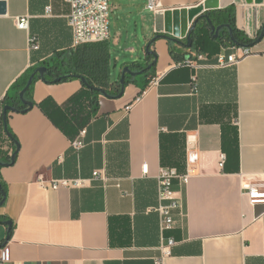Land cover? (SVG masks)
<instances>
[{
    "label": "crops",
    "instance_id": "1",
    "mask_svg": "<svg viewBox=\"0 0 264 264\" xmlns=\"http://www.w3.org/2000/svg\"><path fill=\"white\" fill-rule=\"evenodd\" d=\"M203 1L166 4L164 12ZM0 2L6 3L0 15V161L19 145L14 164L0 168V249L10 247L9 264H154L161 255L162 168L189 175L186 184L174 181L183 206L168 234L176 245L165 264H264V205H250L241 187L242 175L264 173V39L228 66L217 65L222 49L191 57L188 49L177 60L170 43L177 53L181 46L159 39L152 48L158 85L149 84L141 97L144 81L126 86L121 97L102 95L94 114L87 103L72 102L82 81L40 79L32 90L34 107L8 114L16 144L3 121L7 92L28 69L75 49L71 8L66 0ZM233 5L238 29L255 40L264 0ZM20 17H29L27 30L17 27ZM117 72L115 63L112 82ZM81 131L85 146L77 150L72 141ZM80 180L88 182L51 187ZM6 222H12L8 242Z\"/></svg>",
    "mask_w": 264,
    "mask_h": 264
},
{
    "label": "trees",
    "instance_id": "2",
    "mask_svg": "<svg viewBox=\"0 0 264 264\" xmlns=\"http://www.w3.org/2000/svg\"><path fill=\"white\" fill-rule=\"evenodd\" d=\"M217 12L220 13L217 15L216 19H212L213 24H230L234 38L242 46H238L233 43L229 30L223 31L218 38H215V34L211 33L210 26L207 22H205L203 25L198 27L192 37V47L189 49V57H191L194 53L198 55L205 53L208 54V56L217 55L222 47H245V45L254 43L258 38L257 37L255 40L250 39L246 36V34L238 29L235 21L236 11L234 5H231L226 9L218 10ZM260 31L258 35L260 34ZM155 44L156 42H152L151 49L155 47ZM112 47L113 45L111 41H106L87 44L72 51L55 55L48 63L42 66L47 69L44 74V78L42 79L39 74L35 76L33 84L25 93L24 99L33 103V86L40 79L47 84H62L74 80L81 81L84 79L86 84H84L82 91L72 99V102L87 103L90 112L89 114L98 112L100 96L106 95L105 97L118 98L122 93L123 85L120 83V80L112 82L111 78L113 69ZM174 47L175 45L170 43V51L174 57L177 60H180L182 57V59H184L185 56H182V52L177 53ZM152 52V54L147 55L146 62L144 64L125 63L123 65V68L128 67L134 73L144 71L143 74L138 76H132L129 74H126L125 76V87L133 82L144 81V87L139 97L143 95L148 85L156 77L155 68L157 63H155V60L157 54L154 50H152ZM184 61H186V59L183 60V62ZM37 69L38 68H30L19 79H17L7 92L4 100L5 107L10 106L15 108L20 111L19 113L28 109V107L24 105L21 100L20 94L27 87L30 77ZM29 110L30 109H28V111ZM8 114H10V112H8ZM8 132L11 134L12 140L17 144L15 135L11 133L10 129H8ZM0 163L9 164L10 166L14 164L12 163V157H6L1 160ZM0 183L1 193L4 194L5 184L1 180V177Z\"/></svg>",
    "mask_w": 264,
    "mask_h": 264
},
{
    "label": "built area",
    "instance_id": "3",
    "mask_svg": "<svg viewBox=\"0 0 264 264\" xmlns=\"http://www.w3.org/2000/svg\"><path fill=\"white\" fill-rule=\"evenodd\" d=\"M113 0H66L71 11L68 16V22L73 33V47H78L110 41V3ZM147 10L153 14L164 12V0H145ZM50 11V9H48ZM16 25L21 30H27L29 27V17H20L16 19ZM33 49H39L37 39H30ZM230 52V53H229ZM252 53L251 48L230 47L222 48V51L216 56L217 65L228 66L237 64L242 58ZM197 56H199L197 54ZM190 63L185 62V64ZM159 77L156 76L150 85H158ZM131 107L128 108V110ZM86 132L81 131L79 136L73 140V145L77 150L84 148V136ZM192 143L189 141V148ZM198 156L192 154L190 162L195 163ZM225 154L222 155V165L225 162ZM100 173H94V178L98 179ZM179 179L181 183L186 184L189 175H179L176 169L162 168L159 173V199L161 205L157 209L160 215V235H161V255L155 260L154 264H165L168 257L172 255V249L176 245L174 237L169 236L177 224L176 214L182 210V197L173 191L174 181ZM87 180L75 182L60 181L51 183L53 189L63 187H82L87 184ZM242 194L249 200L253 207L264 205V173L241 176ZM12 260L11 250L8 245L0 249V264H9Z\"/></svg>",
    "mask_w": 264,
    "mask_h": 264
},
{
    "label": "water",
    "instance_id": "4",
    "mask_svg": "<svg viewBox=\"0 0 264 264\" xmlns=\"http://www.w3.org/2000/svg\"><path fill=\"white\" fill-rule=\"evenodd\" d=\"M260 2V0H259ZM234 4V0H205L202 3H200L197 6L191 7L189 9H182V10H175L174 12L169 10L164 13L160 12L156 14V26H157V35L156 38L149 42L145 48L146 56L152 54L151 51V45L152 42H156L159 39H166L168 41L174 42L175 44L186 47L190 49L192 47V33L196 29L197 24L200 19L205 18L207 20L208 25L210 26L212 32H216V38L218 37V32L225 27L224 25L216 27L211 18L210 13L212 11H218L222 9H226L227 7ZM6 13V3L0 2V15H3ZM190 25V27H188ZM227 27L230 29V35L232 37V41L235 45H240L236 39L233 36V31L231 29L230 25H227ZM257 39L254 43L245 45L247 48H253L256 44L260 43L264 39V23L262 25L260 34L257 35ZM187 39V44L185 45L183 43V39ZM158 57L156 56L155 63H157ZM46 67H40L38 68L34 74L30 77L27 87L24 89V91L21 92L20 98L23 101L24 105L28 107V109H32L34 107V104L31 102H28L24 99L25 93L30 89L31 85L33 84V80L37 74L40 75V77L43 79L44 74L46 72ZM144 71L134 73L132 72L128 67H125L122 69L121 72V79L120 83L123 85L122 93L120 94V97L123 96L125 91V76L126 74L132 75V76H138L143 74ZM83 84H86L85 80H81ZM106 96V95H105ZM27 110L22 111V113H26ZM8 112L13 113H19L15 108H12L10 106H7L4 108V126L6 132H8ZM8 135L11 137L10 133L8 132ZM17 151L12 156V163L15 162L16 156L18 154L19 145L17 144ZM9 164L0 163V167H8ZM0 190H1V183H0ZM6 225L8 226V236L6 239V242L10 239V233L12 231V222H6Z\"/></svg>",
    "mask_w": 264,
    "mask_h": 264
},
{
    "label": "rangeland",
    "instance_id": "5",
    "mask_svg": "<svg viewBox=\"0 0 264 264\" xmlns=\"http://www.w3.org/2000/svg\"><path fill=\"white\" fill-rule=\"evenodd\" d=\"M183 1L186 0H164L163 5ZM110 6V41L113 45V67L116 63L118 66L116 79L120 80L121 68L125 63L144 64L146 62L145 48L158 34L155 35L153 32L156 17L155 14L147 10L145 0H113ZM237 19L236 12V25ZM187 50L188 48L184 46L178 48L177 51L184 52Z\"/></svg>",
    "mask_w": 264,
    "mask_h": 264
},
{
    "label": "flooded vegetation",
    "instance_id": "6",
    "mask_svg": "<svg viewBox=\"0 0 264 264\" xmlns=\"http://www.w3.org/2000/svg\"><path fill=\"white\" fill-rule=\"evenodd\" d=\"M220 12H214V11H212L211 13H210V18H211V20L214 18V19H216V17H217V15L219 14ZM205 22H207V20L205 19V18H202V19H200L199 20V22H198V24H197V27H196V29L193 31V33H192V37H193V35H194V33H195V31L198 29V27H200L201 25H203ZM216 27H219V26H222V25H224L225 27H223L219 32H218V37H219V35H221L222 34V32L223 31H226V30H229L230 31V29L227 27V25H230V24H228V23H221V24H219V25H216V24H214ZM211 33L212 34H215V36H216V32H212V30H211ZM217 37V38H218ZM216 38V37H215ZM183 41V43L186 45L187 44V39H183L182 40ZM177 46V45H176Z\"/></svg>",
    "mask_w": 264,
    "mask_h": 264
}]
</instances>
